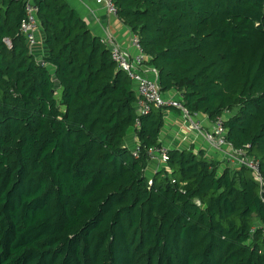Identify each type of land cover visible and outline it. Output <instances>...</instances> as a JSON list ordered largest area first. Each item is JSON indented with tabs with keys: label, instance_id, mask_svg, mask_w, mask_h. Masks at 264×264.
I'll list each match as a JSON object with an SVG mask.
<instances>
[{
	"label": "trees",
	"instance_id": "trees-1",
	"mask_svg": "<svg viewBox=\"0 0 264 264\" xmlns=\"http://www.w3.org/2000/svg\"><path fill=\"white\" fill-rule=\"evenodd\" d=\"M111 1L160 93L221 119L261 180L163 146L175 108L138 115L135 84L65 0H34L41 54L23 1L0 0V264H264V0Z\"/></svg>",
	"mask_w": 264,
	"mask_h": 264
},
{
	"label": "built area",
	"instance_id": "built-area-1",
	"mask_svg": "<svg viewBox=\"0 0 264 264\" xmlns=\"http://www.w3.org/2000/svg\"><path fill=\"white\" fill-rule=\"evenodd\" d=\"M24 4V18L20 24L21 33L25 36L28 48L31 52L37 53L38 51V20H37V6L34 0H22ZM97 4L103 5L107 12L116 16V8L111 0H94ZM100 42L106 45L110 52L112 61L116 64L117 68L125 73L129 79L135 84L136 93L138 96L137 113L138 115L147 114L153 108H161L165 106L173 107L181 113L183 120L187 123L189 129L201 131L202 127L200 122H195L193 116L187 109L173 97L164 98L161 96L157 73L153 70V76L148 75V67L145 65L147 56L139 44V38L136 34L130 36V44L134 48L135 53L130 55L123 50L115 41L113 36L109 33L102 38ZM7 46L10 44L6 41ZM41 62L40 58H37ZM226 131L223 127L221 119H217L212 124L210 130L204 131L203 140L207 145L218 154L220 158L230 162L236 166H246L253 170V174L257 180L260 179L257 163L254 159L246 156L245 152L236 150L232 145L227 142ZM186 138L184 137L183 140ZM138 147L132 151L134 157H138ZM147 161L156 163L159 166H164L167 162V149L164 147L154 146L147 151ZM152 184V180H148V185Z\"/></svg>",
	"mask_w": 264,
	"mask_h": 264
},
{
	"label": "crops",
	"instance_id": "crops-1",
	"mask_svg": "<svg viewBox=\"0 0 264 264\" xmlns=\"http://www.w3.org/2000/svg\"><path fill=\"white\" fill-rule=\"evenodd\" d=\"M79 16L86 22L91 33L102 38L109 33L117 44L130 55L135 53L130 44V30L116 16L107 12L103 5L97 4L94 0H65ZM38 54H41L42 47H38ZM148 67V66H147ZM154 68L148 67V75L153 76ZM176 93L163 94L164 98L174 97ZM165 125L161 133V143L168 149H192L198 151L206 146L207 156H212V149L203 140L204 131L210 130V122L201 115L193 116L195 122H200L201 131L189 129L178 110L169 109L164 113ZM186 138L183 140V138ZM129 147H133L132 138L128 140ZM204 151V150H203ZM156 166L150 164L148 171H154Z\"/></svg>",
	"mask_w": 264,
	"mask_h": 264
},
{
	"label": "rangeland",
	"instance_id": "rangeland-1",
	"mask_svg": "<svg viewBox=\"0 0 264 264\" xmlns=\"http://www.w3.org/2000/svg\"><path fill=\"white\" fill-rule=\"evenodd\" d=\"M161 96L164 97V96H163V93L161 94ZM185 123H186V122H185ZM186 124H187V123H186ZM202 149L204 150V153H205V155H206V151H207L206 146H203ZM146 175L149 176V175H150L149 172H146Z\"/></svg>",
	"mask_w": 264,
	"mask_h": 264
}]
</instances>
